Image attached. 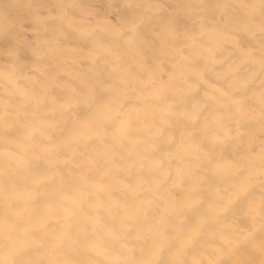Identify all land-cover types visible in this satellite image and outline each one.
Here are the masks:
<instances>
[{"label":"clouds","instance_id":"9594fccd","mask_svg":"<svg viewBox=\"0 0 264 264\" xmlns=\"http://www.w3.org/2000/svg\"><path fill=\"white\" fill-rule=\"evenodd\" d=\"M0 264H264V0H0Z\"/></svg>","mask_w":264,"mask_h":264}]
</instances>
